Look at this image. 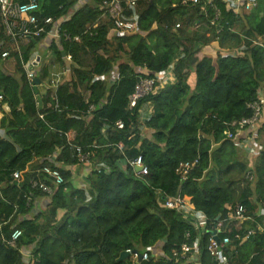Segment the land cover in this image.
Instances as JSON below:
<instances>
[{"label": "trees", "instance_id": "trees-1", "mask_svg": "<svg viewBox=\"0 0 264 264\" xmlns=\"http://www.w3.org/2000/svg\"><path fill=\"white\" fill-rule=\"evenodd\" d=\"M78 1L41 0L39 18L49 30ZM143 1L134 31L102 18L101 0L80 4L62 25L80 41L52 40L68 78L54 95L40 93L42 109L23 62L46 35L26 44L10 41L0 16V95L10 107L0 119V264H136L132 256L119 260L129 249L148 253L140 264H213L209 246L218 226L221 242L231 239L222 247L231 264H264L257 222L232 220L226 207L243 203L247 215L254 214L256 202L264 207V121L253 166L225 134L236 132L232 123L249 117L248 103L264 91V0L247 16L227 0ZM216 9L221 14L213 24ZM244 19L246 26L237 30ZM3 52L9 55L3 58ZM7 60H13L15 74L3 69ZM173 65L174 83L130 106L142 78ZM47 75L43 66L39 77ZM147 104L151 116L141 121ZM119 120L123 129L116 126ZM77 145L109 166L108 172L80 163ZM138 156L149 168L146 175L121 165ZM187 162L196 164L183 180L178 169ZM44 166L65 177L52 195L32 185L44 178ZM80 170L86 176L75 186ZM15 171L21 172L19 181ZM160 190L180 194L207 217L206 226L167 208ZM15 229L22 235L11 245ZM249 229L256 233L237 237ZM184 243L191 247L187 255Z\"/></svg>", "mask_w": 264, "mask_h": 264}, {"label": "built area", "instance_id": "built-area-1", "mask_svg": "<svg viewBox=\"0 0 264 264\" xmlns=\"http://www.w3.org/2000/svg\"><path fill=\"white\" fill-rule=\"evenodd\" d=\"M40 1L41 0H24L23 2L19 3L15 2L14 0H0V16L2 18V23L5 27V34L8 40L17 43L25 39L30 40L46 35L45 37H49L58 43H60L61 41H80L79 36H72L68 31L62 28V25L70 18L71 14L78 9L81 4V0H79L77 4L74 5L72 13L59 19L49 30L45 27V22H43L38 15V12L40 10ZM139 1L140 0H101L99 5L100 9L102 10V18L110 21L116 29H119L121 31H134L138 25V15L140 13L138 11ZM186 1H192L193 3L199 2V0ZM227 1H233L235 3L238 2V0ZM220 14V10L216 9V14L212 22L213 24L219 20ZM179 26L180 25L177 24V27ZM8 55V52L2 53L3 58L7 57ZM35 59L32 61L30 60L29 62H23V67L25 68L27 78L32 85L33 80L36 77H39L36 66L33 65ZM67 59H72L71 54L67 55ZM175 80L176 76L174 74V65L171 66L162 75L142 78L136 84L134 92L130 95V106L135 107L139 100L143 99L151 93L158 91L168 84L174 83ZM57 82L59 81L52 80L50 81V84L53 85ZM44 83L45 82L42 81L40 86H43ZM2 100L3 96L0 95V101ZM247 107L252 111V114L249 117H243L239 121L232 123V126L237 127L236 132L228 129L227 131H225V134L229 139L235 141L237 146L243 147V149L247 150L249 153H255V140L257 138L256 136L258 135L259 128L264 121V91H260L259 99L248 103ZM116 126L119 129H123L125 124L122 120H119L117 121ZM243 133H245V135ZM118 147L122 150L123 144L119 143ZM76 155L79 162L84 164L90 170H97L98 172H100L103 168L107 169V172L109 170V166H107L105 163H96L93 159V153L91 151H86L82 146H76ZM195 164L196 162H187L180 165L178 172L182 175L183 180L188 178ZM121 165L124 168H126L127 166L133 167L137 175L139 176L146 175L149 172V168L145 164L142 156L125 160ZM137 167L140 168L139 171L136 170ZM42 173L44 175V178L34 179L32 181V185L34 188L41 189L47 194L52 195L54 193V189L65 182V177L62 171L58 168L44 166L42 169ZM248 176L252 178L253 172L249 171ZM13 179L14 181H19L21 179V172L15 171L13 174ZM158 194L164 201L167 208L176 209L182 212L186 218H192L196 221L195 223L198 227L199 225L202 226L207 224V217L202 212L192 209V207L180 194L176 196H170L161 190L158 192ZM228 211L229 218L232 220H237L239 221V223H243L245 220L250 219L247 216V207L243 203H238L233 207H229ZM200 215H202L204 219H206L203 224L202 222H200V218L198 217ZM2 226L3 225L0 223V231L2 229ZM258 228L261 233H264V226H259ZM216 229L219 232L220 226H218ZM255 233L256 230L249 229L243 238L239 235L237 237L243 240ZM21 235L22 230L15 229L8 243L13 245ZM210 241L211 242L209 250L213 257V264H230V257L222 248L224 245H227L231 241L230 237H225L221 244L217 243V241L214 239V236ZM181 249L183 255H187L191 251V247L187 243H184ZM127 251L131 253L133 260L137 262L139 258V252L134 253L131 249ZM142 255L143 260L148 259V253H144Z\"/></svg>", "mask_w": 264, "mask_h": 264}, {"label": "crops", "instance_id": "crops-1", "mask_svg": "<svg viewBox=\"0 0 264 264\" xmlns=\"http://www.w3.org/2000/svg\"><path fill=\"white\" fill-rule=\"evenodd\" d=\"M89 0H81V3L84 2H88ZM207 1H211V0H207ZM232 5H234L237 9H238V13H244L245 16L249 15L251 13V11L254 9V7L257 4V0H238V2H230ZM245 18V17H244ZM246 20L244 19L243 22H239L236 24V29L237 30H243L244 27L246 26ZM24 41V40H23ZM25 42V43H24ZM22 42L23 44H26L27 41ZM21 43V41L19 42ZM39 46L41 49H45V48H50L51 50L43 57V55L41 56V62H40V67H47L48 68V75L44 80V84L43 86H39V91L42 88L44 91H40L41 94L45 95L49 92V94L54 95L56 90L58 89V87L65 83L67 80V76H66V71H65V65L62 62H59L57 60V54L54 52V50L51 47L52 44V39L49 37H45L43 38L39 43ZM38 56V55H37ZM38 67V66H37ZM4 70H6L7 72L11 73V74H15L16 71L14 70V68L11 67L7 68L6 67V62L4 64L3 67ZM42 69V68H41ZM39 74V72H38ZM60 76V78L58 79V76ZM52 80H56L59 81L56 84H50V81ZM47 82V84H46ZM150 107V106H149ZM151 108V107H150ZM150 112V111H149ZM152 112V111H151ZM10 113V107L8 104H3L2 101H0V119L4 116V115H8ZM151 116V113L149 115H146L145 119H148ZM245 135V133H243ZM262 141H264V139H262ZM255 146H256V152L255 153H245L246 158H248L250 160V165L253 166L254 160L256 159L257 155L259 154L260 151V145L257 142V140H255ZM248 152V151H247ZM76 170V169H74ZM79 185L80 182H79ZM254 200V199H252ZM44 202V200H42ZM256 202V201H255ZM238 204V203H237ZM235 206V205H234ZM256 209L254 211V214H249L247 215L250 219L254 220V222H257L258 226H264V207L261 204V202H256ZM228 209L229 207H233V205L231 204H227L226 206ZM200 218V222H203L206 220L204 219V217L202 215L198 216ZM255 217V218H254ZM262 217L263 222H259V218ZM206 225H202L201 227L204 228ZM197 247V246H196ZM197 250V249H196ZM192 259H196V255H192L191 256ZM231 264V263H230Z\"/></svg>", "mask_w": 264, "mask_h": 264}, {"label": "rangeland", "instance_id": "rangeland-1", "mask_svg": "<svg viewBox=\"0 0 264 264\" xmlns=\"http://www.w3.org/2000/svg\"><path fill=\"white\" fill-rule=\"evenodd\" d=\"M145 5H146V4H145V1L140 0V1L138 2V11H139V12L143 11L144 8L146 7ZM50 50H51L50 48H49V49H48V48L41 49L40 46H39V44H36V45H35V49H34V51L32 52V55H31V57H32L31 61L34 60V59L36 58L37 55H43V57H44V56H45ZM51 51H52V50H51ZM65 62H66L65 64H69V63H70V62H67V61H65ZM11 65H12V67L14 68V70L16 71V68H15V65H14L13 60H7V61H6V67H7V68H10ZM41 68H42V67H40V68H36L37 72H39V75L41 74ZM57 76H58V75H57ZM60 76H61V75L58 76V79L60 78ZM66 76H67V74H66ZM67 78H68V77H67ZM67 78H66V80H67ZM40 91H44V90L41 88ZM149 106H150V104H147V105H145V106L143 107L142 112H141V114H140V119H141V121H144V118L146 117V115H149V114L151 113L152 109H151ZM149 111H150V112H149ZM263 114H264V112H263ZM256 137L258 138L259 135H257ZM262 139H263V138H262ZM238 148H239V150L243 151L244 153H248V154H249V152H247V150L243 149V147L238 146ZM241 151H240V152H241ZM240 156H241V155H240ZM73 173H74L75 176H76V175H77V170H73ZM80 175H81V178H79V179H77L76 181H74V185H75V186H78V185H79V181L83 182L82 180H84V177L86 176V172H84V170H80Z\"/></svg>", "mask_w": 264, "mask_h": 264}, {"label": "water", "instance_id": "water-1", "mask_svg": "<svg viewBox=\"0 0 264 264\" xmlns=\"http://www.w3.org/2000/svg\"><path fill=\"white\" fill-rule=\"evenodd\" d=\"M151 4H153V1H151ZM64 55H65V54H64ZM40 62H41V56L38 55V56L36 57L35 61L33 62V65L37 67V66L40 64ZM41 83H42V80H41L40 77H36V78L33 80V89H34V91H35V93H36V95H37V98H38L39 109H42V107H43V100H42V96H41L40 91H39V86L41 85ZM136 170L139 171L140 168L137 167ZM220 217H221V215H219V216L217 217V220H219ZM212 234H213V236H214V239L217 241V243H218V244H221V239H220V237L218 236V230H217V229L213 230V231H212ZM133 252H134V253H138L137 250H134ZM130 256H131V253H130L129 251H123V252L120 254L119 260L126 259V258H128V257H130ZM142 260H143V255H142L141 253H139V258H138V261H137L136 264H140Z\"/></svg>", "mask_w": 264, "mask_h": 264}]
</instances>
